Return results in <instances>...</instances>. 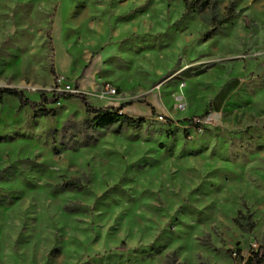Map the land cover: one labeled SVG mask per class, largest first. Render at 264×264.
Masks as SVG:
<instances>
[{"label":"rangeland","instance_id":"obj_1","mask_svg":"<svg viewBox=\"0 0 264 264\" xmlns=\"http://www.w3.org/2000/svg\"><path fill=\"white\" fill-rule=\"evenodd\" d=\"M191 2L0 0V88L131 102L121 114L144 122L4 97L0 264H250L264 244V0Z\"/></svg>","mask_w":264,"mask_h":264},{"label":"trees","instance_id":"obj_2","mask_svg":"<svg viewBox=\"0 0 264 264\" xmlns=\"http://www.w3.org/2000/svg\"><path fill=\"white\" fill-rule=\"evenodd\" d=\"M206 0H192L191 3H185L184 9L189 10L195 8L199 11L204 10L206 7ZM229 10V9H228ZM230 17L227 16L217 23L219 25L225 24ZM53 73V71H52ZM77 86L74 85V89L76 90ZM4 97H10L16 99L20 108L29 107L32 110H38L41 112L43 116L48 117L51 115V112L46 111L44 108L49 105H54L59 101H70L76 100L79 104L82 105L85 113L95 115L92 119L93 125L98 121H106L107 123L111 121H120L124 123V126L129 130H137L139 129L144 122L141 119H130L121 114V111L127 105H131L130 103L121 104L118 107H109V108H94L90 106L86 97L81 93H73L69 91H53L50 96L46 94H41L39 101H31L26 98L23 91H19L11 88H0V103H2ZM149 107V106H148ZM151 114H153L152 108H149ZM206 113L202 114L200 117H204ZM186 122L192 123V120H188ZM192 125L197 128L199 125L197 123H192ZM117 133V132H115ZM250 264H264V244L257 247L255 250L251 252V260Z\"/></svg>","mask_w":264,"mask_h":264},{"label":"built area","instance_id":"obj_3","mask_svg":"<svg viewBox=\"0 0 264 264\" xmlns=\"http://www.w3.org/2000/svg\"><path fill=\"white\" fill-rule=\"evenodd\" d=\"M101 90H102V93L107 97H114L116 94V89L107 82L102 84ZM69 92H72V91H69ZM204 121L209 122L210 121L209 117H206Z\"/></svg>","mask_w":264,"mask_h":264},{"label":"water","instance_id":"obj_4","mask_svg":"<svg viewBox=\"0 0 264 264\" xmlns=\"http://www.w3.org/2000/svg\"><path fill=\"white\" fill-rule=\"evenodd\" d=\"M260 72H261V68H260L259 66H257V67L255 68V74L258 75ZM258 125H259V126H263V125H264V119L259 120V121H258Z\"/></svg>","mask_w":264,"mask_h":264}]
</instances>
